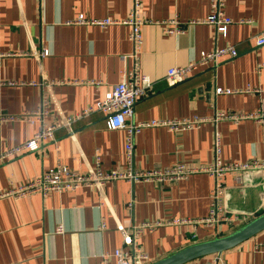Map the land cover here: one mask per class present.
Masks as SVG:
<instances>
[{"label":"crops","instance_id":"crops-1","mask_svg":"<svg viewBox=\"0 0 264 264\" xmlns=\"http://www.w3.org/2000/svg\"><path fill=\"white\" fill-rule=\"evenodd\" d=\"M133 0H0V156L21 146L42 130L40 124L19 120L49 98L51 113L45 125L63 123L94 108L120 84L124 72L135 68L131 28L124 24ZM233 24L226 36L204 21L211 0H142L143 45L141 73L150 81L148 97L135 108L134 122L212 118L219 112L249 114L264 109V0H225ZM87 20L121 22L102 28L80 25ZM172 22L184 32L169 34ZM50 55L37 59L35 52ZM234 48L236 58H223L217 67H201L183 83L170 86V69L196 62L202 53ZM127 58L125 61L123 58ZM36 84V85H33ZM217 89L229 95H217ZM256 90L257 93H249ZM219 132L222 161L245 163L264 159V125L244 121L209 122L194 130L174 133L168 128L142 131L135 140L136 165L142 171L164 170L178 164L207 166L214 159ZM126 132L110 130L106 115L93 112L58 129L55 141L36 153H26L0 165V189L10 191L55 169L58 165L85 175L99 168L107 173L127 165ZM237 175L225 184L234 186ZM253 186L235 190L230 209L248 213L221 235L204 225H168L172 220L199 221L210 209L216 183L206 175L186 181L132 186L108 183L103 192L0 199V264H116L114 254L125 247L132 225L163 222L145 231L138 246L155 264L190 246L225 237L264 214V172L251 175ZM132 204V206H130ZM61 230V232L58 231ZM264 231L243 244L200 259L221 264H264ZM108 256L107 258H105Z\"/></svg>","mask_w":264,"mask_h":264},{"label":"built area","instance_id":"built-area-1","mask_svg":"<svg viewBox=\"0 0 264 264\" xmlns=\"http://www.w3.org/2000/svg\"><path fill=\"white\" fill-rule=\"evenodd\" d=\"M225 0H211V12L208 17L201 22L192 24L211 25L216 29L218 35L226 36L228 28L233 24L232 20L225 14ZM142 0H133V7L128 19L124 22L131 28L129 39L133 44L134 53L132 58L135 61V68L131 72H124L119 85L115 86L103 100L98 102L94 108H89L80 114L66 118L63 123L45 125L51 113L49 98L42 101L40 108L33 112L24 113L19 120H24L29 124H40L42 130L37 133L32 140L9 150L0 156V165L11 159L20 157L26 153H36L49 142L55 141V134L58 129L66 128L70 130L72 123L89 117L93 112H101L106 115L107 126L110 130H124L126 132V159L127 165L123 171L107 173L99 168L90 170L88 174H77L67 167L58 165L55 169L43 173L33 181L14 188L7 192L0 189L1 198H27L34 195L46 197L49 194L74 193L81 189H96L103 192L108 183L125 181L135 186L137 184H154L164 186L166 184L178 183L188 180L195 175H206L215 181L216 185L210 194V209L206 218L199 221L172 220L168 225H204L215 230L217 235H221L225 227H232L234 223L248 213L230 209V203L235 190H246L252 188L253 181L251 175L264 172V159H254L245 163H225L222 161V142L219 132L214 137V159L207 166H186L178 164L172 168L164 170L142 171L137 168L135 155L136 137L144 130L151 128H168L174 133L194 130L209 122L218 124L219 122H231L239 125L244 121H253L258 125H264V109H258L249 114L219 112L212 120L208 118L195 117L186 120H169L153 122H134L135 108L139 101L148 97L150 88L149 79L140 71L139 55L143 45L142 27L145 25L141 19ZM80 25H96L107 28L113 25H120L121 22L114 20L93 21L81 17L77 22ZM184 32L177 22H172L169 34H179ZM256 44L263 50L264 36L256 38ZM50 55L48 49L44 48L34 53L37 59H44ZM237 52L234 48H223L212 52L202 53L196 62L190 63L186 67L170 69L167 73V82L172 86L179 85L190 76L196 73L201 67L212 65L217 67L220 60L226 57L236 58ZM127 58H123L125 61ZM264 70V59L259 64L258 71ZM36 85V84H33ZM217 95H229V90L217 89ZM249 93H257L250 90ZM0 116V121H13ZM237 175L234 186H227L226 179L229 176ZM132 206V204L130 205ZM163 222H145L131 226V233L125 234V247L117 250L114 254L116 264H147L149 256L138 246L137 242L145 231L154 232L156 228L164 226ZM61 232L60 229H58ZM260 251H264V244L260 246ZM106 256L105 258H107ZM189 264H221L219 259L208 263L196 260Z\"/></svg>","mask_w":264,"mask_h":264},{"label":"water","instance_id":"water-1","mask_svg":"<svg viewBox=\"0 0 264 264\" xmlns=\"http://www.w3.org/2000/svg\"><path fill=\"white\" fill-rule=\"evenodd\" d=\"M264 231V214L228 236L190 246L155 264H189L208 256L223 254Z\"/></svg>","mask_w":264,"mask_h":264}]
</instances>
